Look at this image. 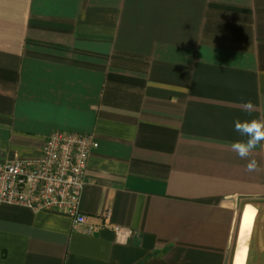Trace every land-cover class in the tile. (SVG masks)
<instances>
[{
  "label": "crops",
  "instance_id": "obj_1",
  "mask_svg": "<svg viewBox=\"0 0 264 264\" xmlns=\"http://www.w3.org/2000/svg\"><path fill=\"white\" fill-rule=\"evenodd\" d=\"M253 118L264 0H0V162L56 132L99 143L94 232L0 203V264H234L239 242L264 264V145L254 171L231 149Z\"/></svg>",
  "mask_w": 264,
  "mask_h": 264
},
{
  "label": "built area",
  "instance_id": "obj_2",
  "mask_svg": "<svg viewBox=\"0 0 264 264\" xmlns=\"http://www.w3.org/2000/svg\"><path fill=\"white\" fill-rule=\"evenodd\" d=\"M98 147L92 136L56 132L46 139L41 157L0 162V203L65 214L92 234L81 201L88 161Z\"/></svg>",
  "mask_w": 264,
  "mask_h": 264
},
{
  "label": "clouds",
  "instance_id": "obj_3",
  "mask_svg": "<svg viewBox=\"0 0 264 264\" xmlns=\"http://www.w3.org/2000/svg\"><path fill=\"white\" fill-rule=\"evenodd\" d=\"M241 110L251 115L255 111V106L251 101L241 104ZM234 130L244 139L235 141L231 144V149L239 158L248 160L247 168L254 171L258 163L252 157L253 152L258 146L264 145V118H253L234 122Z\"/></svg>",
  "mask_w": 264,
  "mask_h": 264
},
{
  "label": "rangeland",
  "instance_id": "obj_4",
  "mask_svg": "<svg viewBox=\"0 0 264 264\" xmlns=\"http://www.w3.org/2000/svg\"><path fill=\"white\" fill-rule=\"evenodd\" d=\"M249 229L247 231H245L246 234L250 235L251 234V230H252V227H248ZM234 249L233 248V252H234ZM247 252H248V243L246 244H242V243H238V247L236 249V253H235V262L234 264H245L246 263V258H247ZM244 257L245 259H238L236 260V258L238 257Z\"/></svg>",
  "mask_w": 264,
  "mask_h": 264
}]
</instances>
